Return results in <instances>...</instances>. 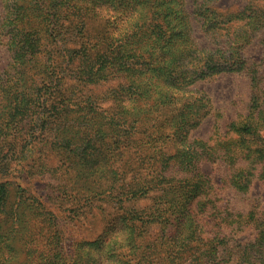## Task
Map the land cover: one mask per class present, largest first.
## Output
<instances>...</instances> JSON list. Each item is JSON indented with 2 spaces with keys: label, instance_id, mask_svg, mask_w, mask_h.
Here are the masks:
<instances>
[{
  "label": "trees",
  "instance_id": "trees-1",
  "mask_svg": "<svg viewBox=\"0 0 264 264\" xmlns=\"http://www.w3.org/2000/svg\"><path fill=\"white\" fill-rule=\"evenodd\" d=\"M192 1L190 12L186 0L4 3L11 60L0 76V219L12 216L21 227L32 256L25 264H53L54 256V264L231 261L232 232L217 231L221 225L199 200L209 189L199 167L205 153L189 136L210 104L191 86L250 72L246 48L264 27V12L255 5L231 12L219 9V0ZM195 22L215 48L199 44ZM257 80L255 71L253 85ZM100 85H111L101 95L110 101L93 94ZM254 99L258 109V95ZM235 131L258 136L247 121ZM17 166L21 181L27 169L53 187L48 200L23 183L18 200L8 204ZM62 175L69 181L64 187L55 183ZM108 211L106 229L78 238L66 255L62 222L77 227ZM259 228L239 252L242 263L264 264V224Z\"/></svg>",
  "mask_w": 264,
  "mask_h": 264
},
{
  "label": "rangeland",
  "instance_id": "rangeland-1",
  "mask_svg": "<svg viewBox=\"0 0 264 264\" xmlns=\"http://www.w3.org/2000/svg\"><path fill=\"white\" fill-rule=\"evenodd\" d=\"M5 2L6 0H0V76L11 60L6 33L2 28ZM248 5H255L264 12V0H219L216 4L219 9L231 12H238ZM192 8L193 1L186 0L187 12ZM194 27L199 44L215 48L217 42L204 34L200 24L195 22ZM246 56L250 72L223 73L199 79L191 86L196 93L205 94L210 104L208 108L200 111L201 122L189 136L191 141L202 143L198 146L199 151L205 153L199 167L209 182V189L199 200L206 204V213L213 223L221 225L222 228L218 227L217 231L232 232L230 249L233 248L235 254L229 264H247L244 260L242 263L239 252L244 245L255 240L260 231L259 224H264V27L246 48ZM255 71L258 79L256 86L252 83ZM110 89L111 85H100L92 91L97 98L100 97V101H110L108 97L101 96L106 95ZM255 95H258L261 105L258 109H255ZM101 106L106 107L108 104L101 103ZM245 121L256 127L258 136H239L236 133L235 125ZM46 157L51 166L56 165L57 159L50 153L47 152ZM24 171L22 177H25V181L16 178L22 172L19 166L14 174H10V179L15 176V183L10 185L8 204L12 206L18 200L17 191L23 183L40 199L48 200L46 195L54 193L53 187H45L41 177L32 174L29 176L27 169ZM58 178L55 183L62 187L69 182L63 175ZM235 181L239 185H247V188L241 191L235 186ZM104 215L106 216L99 217L95 214L92 219L81 222L79 227H75L70 221L62 222L66 255L72 251L78 238L93 239L106 229L111 216L109 211ZM14 219L9 215L0 219V264H25L26 259L32 258L27 251L29 245L21 242V227H16ZM213 230L216 231V228ZM53 259H56L55 256L51 259L54 264Z\"/></svg>",
  "mask_w": 264,
  "mask_h": 264
}]
</instances>
